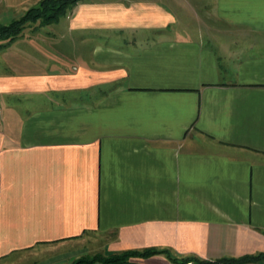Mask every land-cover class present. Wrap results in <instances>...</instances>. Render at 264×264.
Wrapping results in <instances>:
<instances>
[{
	"label": "crops",
	"instance_id": "0c3cea01",
	"mask_svg": "<svg viewBox=\"0 0 264 264\" xmlns=\"http://www.w3.org/2000/svg\"><path fill=\"white\" fill-rule=\"evenodd\" d=\"M67 19L74 38L39 27L27 54L0 41V264L84 238L264 253V0H80Z\"/></svg>",
	"mask_w": 264,
	"mask_h": 264
},
{
	"label": "rangeland",
	"instance_id": "374dc122",
	"mask_svg": "<svg viewBox=\"0 0 264 264\" xmlns=\"http://www.w3.org/2000/svg\"><path fill=\"white\" fill-rule=\"evenodd\" d=\"M39 1L40 0L32 1L29 4H27L24 8L19 9V11L13 10V12H11L12 15H8V17H6L5 19H0V25H6V24L11 23L14 20L21 18L27 12V10L29 8L37 6ZM70 10L71 9H68L67 12L64 15H61L57 21H54V22H51L48 24H42L41 20H36L33 22H26L24 24L23 30L20 33V34H22V36L19 37V38L24 39V40L22 43L19 42L21 44L18 46V50L22 54H27L28 47L26 46L25 39H27L28 36L31 37L29 32H31V33L36 32L39 29V27L41 30L37 31L36 33H33L34 35H32V36L44 37L45 36L44 31H45L46 33H49L50 35L54 34L51 37H55V38H58V37H63L66 39L72 38V37L74 38L75 32L73 31V29L69 30V26H68L69 24L67 23L68 22L67 16H68ZM85 32H87V31H84V33ZM97 33L99 34V36H97V37L100 39H103V36H105V34H107V35L110 34L109 31H97ZM117 36H119V38L122 37L121 34L120 35L115 34L114 37L118 38ZM47 37H49V36H47ZM0 41H2V40H0ZM9 47L10 48H7V47L4 48V51H6L5 53H6L7 57L12 55L10 53V51L12 49H15V48H12V46H9ZM15 47H17V45H15ZM65 48H67V47H65ZM70 48H72V47H70ZM70 48L68 47V49H70ZM67 54H69V53H67ZM102 242H103V240L100 238L99 239L84 238L82 241L76 240V242L73 241V242L61 244L58 246H57V244L53 245V246L50 245L47 248L42 249L40 252H37V251L32 252V250H28V251L16 254L14 256L15 261H13L10 264H58V262H63L62 264H73L74 262H76L80 259L81 260L114 259V257H120L123 254V252H125V251H120V252H113V253H105L101 249L103 246ZM128 251H130V250H128ZM137 251H139V250H137ZM155 255H160V254H154L151 256L133 255V256L126 257L122 261L115 262V264H139V262H138L139 259H145V258H149V257L155 256ZM162 255H164L166 258H168L166 256V254H164V253H162ZM59 257H61V258L58 259ZM181 259L182 258L177 257L178 261H181ZM95 263H97V262H95ZM2 264H6V262L4 261ZM173 264H176V263H173ZM186 264H191V263L188 262Z\"/></svg>",
	"mask_w": 264,
	"mask_h": 264
},
{
	"label": "trees",
	"instance_id": "16d2710c",
	"mask_svg": "<svg viewBox=\"0 0 264 264\" xmlns=\"http://www.w3.org/2000/svg\"><path fill=\"white\" fill-rule=\"evenodd\" d=\"M80 0H40L37 6L31 7L27 12L19 19L12 21L6 25H0V40L11 41L20 35L26 22H33L41 20L42 24H48L57 21L61 15H64L68 9H72ZM166 254L168 259L176 264H186L188 262L194 264H239L243 262L253 261L260 257H264V253L258 255H246L238 258H223L215 261L200 260L195 257H184L181 261L177 260V257L167 251L158 250L155 248H147L143 250H130L125 251L120 257H114V259H93V260H78L73 264H93L98 262L99 264H115V262L122 261L126 257L138 255V256H151L154 254Z\"/></svg>",
	"mask_w": 264,
	"mask_h": 264
}]
</instances>
